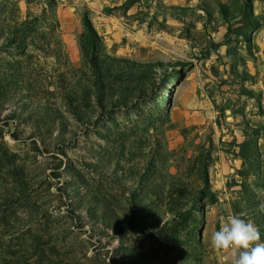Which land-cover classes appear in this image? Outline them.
<instances>
[{"label": "rangeland", "instance_id": "rangeland-1", "mask_svg": "<svg viewBox=\"0 0 264 264\" xmlns=\"http://www.w3.org/2000/svg\"><path fill=\"white\" fill-rule=\"evenodd\" d=\"M262 203L264 0H0V264H219Z\"/></svg>", "mask_w": 264, "mask_h": 264}, {"label": "clouds", "instance_id": "clouds-1", "mask_svg": "<svg viewBox=\"0 0 264 264\" xmlns=\"http://www.w3.org/2000/svg\"><path fill=\"white\" fill-rule=\"evenodd\" d=\"M264 213V203L259 206ZM219 264H264V241L257 226L239 215L221 217L218 230L209 237Z\"/></svg>", "mask_w": 264, "mask_h": 264}]
</instances>
